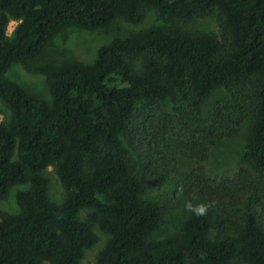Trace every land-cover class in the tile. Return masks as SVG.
I'll use <instances>...</instances> for the list:
<instances>
[{"label": "trees", "instance_id": "obj_1", "mask_svg": "<svg viewBox=\"0 0 264 264\" xmlns=\"http://www.w3.org/2000/svg\"><path fill=\"white\" fill-rule=\"evenodd\" d=\"M146 9L164 23L114 37L93 62L45 59L70 26L137 25ZM212 14L219 33L185 25ZM14 63L45 75L51 101L7 76ZM217 90L228 98L206 109ZM0 102V201L29 184L19 212L0 207V264H82L97 229L109 238L95 264H264V0H0ZM241 134L245 164L210 176L214 144ZM152 186L161 194L144 198ZM179 208L177 231L155 238Z\"/></svg>", "mask_w": 264, "mask_h": 264}, {"label": "rangeland", "instance_id": "obj_2", "mask_svg": "<svg viewBox=\"0 0 264 264\" xmlns=\"http://www.w3.org/2000/svg\"><path fill=\"white\" fill-rule=\"evenodd\" d=\"M162 23H164L163 19L154 9H146L145 20L137 25L126 21L124 18H118L110 26L94 30L70 26L57 35L54 41L50 44L45 55L46 57H44L46 60L50 62L53 61L54 63L66 59L93 62L97 57L99 48L110 42L114 37L126 36L130 33L138 31L141 28ZM16 25V20H12L10 22L8 29V31H10V35ZM185 25L190 28H198L219 33L218 19L215 14L201 19L191 20L185 23ZM140 63L141 62L137 63V68H139ZM7 76L21 83L30 93L51 101V99H49L51 94L44 74L29 72L21 64L14 63L8 70ZM227 98L228 95L224 91L217 90L210 98L206 99L205 108L211 109L215 103L225 101ZM164 104L165 113L171 112L174 107V103L167 101ZM8 113L9 112L0 102V120H3L4 116ZM245 144L246 141L244 134H241L237 138L224 139L214 144L208 159L205 161V167L208 174L213 178L221 179L235 173L241 165L245 164L243 158ZM178 164L182 170L188 171L194 168L197 165V162L189 157H181L179 155ZM45 174L50 179L48 187V194L50 198L54 200L63 199L65 192L55 167L50 166ZM28 187L29 184L15 186L11 190L9 196L5 200L0 201V207L11 212H19L21 207L17 200V193L19 190L26 189ZM160 194L161 191L152 186L145 194H143V196L146 199H156ZM178 212L182 213V209L179 208V210L166 214L161 228L154 235L155 238H162L177 231L185 217L184 214L183 217H181ZM86 215L87 210L83 211L81 217L85 218ZM97 233L99 236L98 244L86 251L82 264H95L98 253L104 248L108 241L109 237L107 234L98 229ZM232 264H243V262L240 257H237L233 260Z\"/></svg>", "mask_w": 264, "mask_h": 264}, {"label": "clouds", "instance_id": "obj_3", "mask_svg": "<svg viewBox=\"0 0 264 264\" xmlns=\"http://www.w3.org/2000/svg\"><path fill=\"white\" fill-rule=\"evenodd\" d=\"M6 35H10V31H6ZM189 208H191V205H188ZM195 211L197 214H203L205 211V206L200 205L195 208Z\"/></svg>", "mask_w": 264, "mask_h": 264}]
</instances>
